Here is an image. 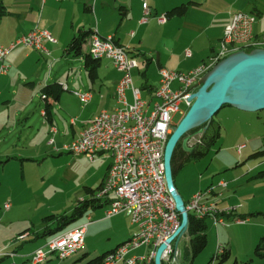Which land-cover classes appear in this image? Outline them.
Here are the masks:
<instances>
[{"label":"crops","instance_id":"1","mask_svg":"<svg viewBox=\"0 0 264 264\" xmlns=\"http://www.w3.org/2000/svg\"><path fill=\"white\" fill-rule=\"evenodd\" d=\"M227 1L228 6L220 9L215 4L208 3L209 0H0V5L4 7V12L0 15L1 46L10 47L17 39L36 27L49 30L56 39L55 42L43 40L44 50H37L24 44H16L10 49L6 57L8 72L0 75V99L7 102L10 108L13 101V113L4 114L6 108H2L0 102V133L5 130L4 125H13L14 139L17 137L28 139L33 136L46 145H51V140L54 141V145L56 140L70 143L78 137L90 119L102 111L112 112L121 106L117 99L116 87L123 72L116 68L113 61L108 58L100 59L97 75L93 79L85 68L84 55L73 56L68 53V44L83 30L91 29L95 32L94 35L101 37L114 36L115 42L133 51L132 54L138 62L142 59L146 69L141 71L139 66L137 70L132 71V73L138 71L141 75V85L136 83L134 77L133 83L141 89V98L147 101L154 98L160 83L161 69L181 68L184 72H188L216 51L215 45L220 44L235 10L243 8L247 13L255 14L257 21L254 24V33L258 36L263 35L259 32L264 23L262 8L251 0H246V3H242V0ZM188 2L192 4L185 15L168 16L165 22H160L159 18L157 20L158 16H166L172 8ZM252 4L253 9L250 8ZM145 5L150 8L148 15L144 11ZM259 17H263V22L259 21ZM147 25H156L163 30L158 38V41L162 42L161 47L150 46L148 37L146 38L142 32ZM150 35L154 37L153 33ZM155 39L157 40V37ZM91 40L92 37L88 38L83 45L84 54L90 51ZM196 40H202V48L197 51V55H194L188 45L193 46ZM181 50L184 52L177 58ZM187 50L191 52L190 56L186 55ZM156 51H160L157 60ZM145 57L149 60L148 64L143 62ZM155 60L158 66L156 85L150 81L148 70ZM52 83L62 86L59 95L56 98L52 94L43 97V87ZM84 92L91 93L88 101H82L78 96V93ZM126 96L129 103H131L129 96L132 97L133 102L134 95L130 88L126 90ZM43 111H46V115ZM38 155H41L40 150L30 157H38ZM102 155L103 153L98 156ZM26 157L29 159L28 156ZM110 163L111 158L107 163H99L82 182L85 184L83 188L87 186L97 191L103 183ZM252 178H256V175ZM200 190L202 188L195 190L188 199ZM215 195L217 194L213 196ZM84 197L85 194L82 198ZM223 203L225 204L226 201L220 202ZM107 206L105 203L103 206L90 209L96 212L94 214L87 212L86 218L73 226L88 223L86 240L93 232H96V236L101 234L107 236V241L95 249V253L99 255L123 244L137 230V226L131 220L130 211L107 217L105 213ZM14 209L13 206V211ZM42 230V224L37 229L33 225L32 230L26 234L22 243L32 241L38 245L31 249H25L22 245L19 248L24 249L25 252L22 260H32L33 253L44 245L46 239L38 236ZM147 251L148 248L142 246L131 251L130 255H141ZM88 253L76 263H83L82 260ZM183 253L180 252L182 255L180 264ZM51 260L53 257L45 262ZM122 262L124 261L116 264Z\"/></svg>","mask_w":264,"mask_h":264},{"label":"rangeland","instance_id":"2","mask_svg":"<svg viewBox=\"0 0 264 264\" xmlns=\"http://www.w3.org/2000/svg\"><path fill=\"white\" fill-rule=\"evenodd\" d=\"M251 1L264 10V0ZM208 3H213L220 9L228 6L227 0H209ZM242 3H246V0H242ZM250 8H254L253 4ZM240 11L246 12L240 8L234 13ZM262 18L259 17L260 22H263ZM161 31L163 30L156 25H147L142 29L146 38L148 37L150 46L154 48L162 46V42L158 41ZM259 32L264 34V23ZM152 33L154 37L150 35ZM201 43L202 40H196L193 46L188 45L194 55H197V51L202 48ZM215 46L219 48V45ZM159 52H155L156 60ZM182 52L184 51L181 50L178 53L177 58ZM156 60L148 69L150 81L154 85L158 80ZM139 66L141 71L146 69L142 59L139 60ZM174 70L184 72L181 68ZM132 74L136 83L141 85L142 78L138 71ZM178 86L179 83L175 82L172 87L176 89ZM129 101L132 102L131 96ZM0 102H2V108H6L4 114L13 113V101L12 108L8 107V103L2 99ZM188 109L189 106L182 102L179 105V111L172 113L173 128L182 121ZM214 120L215 126L220 127L219 138L209 146L204 156L198 159L191 158L185 163L175 177V184L187 202L188 197L195 190L200 188L204 190L218 185L221 180L226 181L228 188L221 194L212 196V200L221 207L236 206L238 209L234 215L226 219L227 222L224 225L216 226L212 218H206L208 245L192 264H208L213 258L211 264H217L216 256L221 255L224 248L231 250V256L221 264L236 262L237 264L244 262L264 264V259L255 253L257 243L264 236V179L252 178L264 169V154L251 156L255 152L264 151V109L250 112L225 106L214 116ZM4 127L5 130L0 133V258L5 257V259L0 264H34L31 259L22 260L25 252L24 249L19 248L24 245L25 249H31L38 244L32 241L22 243L23 240L17 239L18 234L33 225L36 229L39 228L42 218L46 215L70 213L77 201L85 194L83 188L85 184L82 183L84 179L99 163H107L110 158L108 154H103L101 157L97 156L95 161H91L85 155H75L64 150L65 144L69 143L58 140L55 145L52 141L53 147H51L33 136L28 139L18 137L14 139L13 125H4ZM201 137L202 134L194 132L191 133L190 139L197 142ZM241 145H244V148L239 150ZM60 146L61 148H58ZM39 150L41 155L30 157ZM223 200L226 203L220 204ZM8 201L11 202L12 208L4 210L3 206ZM100 210L104 209L100 208ZM87 212L94 214L96 210ZM85 218L84 215L73 226ZM238 218L244 220L237 221ZM106 241L105 234L96 236V232H93L87 237L84 249L71 258L59 259L53 255V260L41 264H75L79 258L89 252L83 259V262H86L99 255L95 253V249ZM188 244L189 237L184 234L179 241V251L184 252ZM220 247L221 252H219ZM181 257L182 255L179 260ZM191 260L190 255V262Z\"/></svg>","mask_w":264,"mask_h":264},{"label":"built area","instance_id":"3","mask_svg":"<svg viewBox=\"0 0 264 264\" xmlns=\"http://www.w3.org/2000/svg\"><path fill=\"white\" fill-rule=\"evenodd\" d=\"M144 8L148 15L150 8L147 5ZM159 21L165 22L166 16H160ZM256 21L255 14L242 11L234 13L225 28L219 48L201 64L188 72L161 69L160 83L150 101L141 98V89L133 83L132 71L139 67V62L130 48L116 43L111 35L92 36L100 38V59H111L116 68L123 72L116 87L121 106L112 112L102 111L90 119L78 137L63 148L74 154H84L92 161L99 154H108L111 163L95 196L107 203V217L130 211L131 220L137 226L125 246L115 248L113 254L105 257L103 264H116L120 261L126 264H154L161 244H166L162 254L163 262L176 264L179 260L181 254L175 247V240H168L181 225V213L168 189L164 166L165 146L174 130L172 113L179 111L182 102L191 106L190 95L197 90L203 74L211 65H216L221 57H228L241 50L251 51L255 49V44H262L264 48V34L258 36L254 33ZM236 38H243V45H236ZM45 39L56 41L49 30L36 27L10 47L0 45V75L8 72L6 57L12 47L24 44L44 50ZM186 55L190 56L191 52L187 50ZM175 82L179 86L173 89ZM128 88L134 95L131 103L126 96ZM78 96L82 101H88L91 93H78ZM191 140L190 146L201 144V139L197 142ZM243 148L244 145H241L239 150ZM227 187L228 182L221 180L218 185L196 192L185 202L186 211L199 219L210 217L216 226L224 225L238 207H221L212 200V196L215 193L221 194ZM11 206L8 201L3 208L9 210ZM87 227L88 223H82L48 239L33 253V262L43 263L53 255L67 259L83 250ZM25 237L26 234L17 239L24 240ZM142 246L148 248L146 253L130 255L131 251ZM221 250L220 247L219 252Z\"/></svg>","mask_w":264,"mask_h":264},{"label":"water","instance_id":"4","mask_svg":"<svg viewBox=\"0 0 264 264\" xmlns=\"http://www.w3.org/2000/svg\"><path fill=\"white\" fill-rule=\"evenodd\" d=\"M189 107L182 121L174 128L164 150L165 176L169 191L181 213V225L168 242L175 240L177 249L181 237L187 233L189 213L185 209V200L175 184L172 158L179 143L184 151L193 153L196 145L190 146V131L205 133L214 116L225 106L242 111L257 112L264 109V48L251 51H238L218 62L200 81L193 92ZM204 127H201L204 125ZM201 127V128H200ZM166 244L157 249L154 264H163L162 254ZM176 264H180L179 260Z\"/></svg>","mask_w":264,"mask_h":264},{"label":"trees","instance_id":"5","mask_svg":"<svg viewBox=\"0 0 264 264\" xmlns=\"http://www.w3.org/2000/svg\"><path fill=\"white\" fill-rule=\"evenodd\" d=\"M191 4L192 2L183 3L179 6L172 8L166 13V17L168 16L170 17L174 15H177V16L185 15ZM3 12H4V7L1 4L0 5V15ZM94 34L95 32L91 29L81 31L79 34L75 35L72 38L67 48L68 53L72 54L73 56H83L84 55L85 68L88 71L89 76L93 79L97 75V70L100 64V58L93 57L91 53V47H92V42H93L92 36ZM90 37H92L91 44H90V51L84 54L83 45L87 42L88 38ZM131 53H133V51H131ZM148 61H149L148 58L145 57V61L143 62L148 64ZM61 88L62 86L58 83H52V84L45 85L42 89V92L44 93L43 97H47L48 94H52L56 98L59 95ZM214 121L215 120L213 118L212 123L210 124L208 130L202 134L201 142L203 143L199 144L193 153H188L184 151L181 143L177 145L174 151V154H173V158H172L174 179L177 173L179 172V170L185 165L187 161H189L191 158L192 159L201 158L202 156L205 155L206 150L209 148V146L214 144L217 141V139L220 136V127H216ZM204 126L205 124L202 125L201 127H204ZM198 129L199 128H196L190 131V134L198 131ZM262 154H264V151H258L252 154L251 156H258ZM256 178L264 179V169L258 172V174L256 175ZM84 192H85V197L77 201V203L74 205L70 213L49 214V215L44 216L42 218L43 230L40 234H38V236L45 238L47 241L53 236H56L72 228L73 224L78 219L86 215L88 210L97 208L99 206H103L105 204L104 202H102L100 199H98L95 196L96 191L94 189L85 186ZM242 220L244 219L242 218ZM207 229H208V225L206 223V218L199 219V218L194 217L193 215H189L188 230L186 233L189 236V244L185 248L181 264H192L193 260L201 252H203V250L207 247L208 245ZM31 230H32V227L25 229L24 231L19 233L18 237L20 235L29 233ZM109 252L102 253L96 256L95 258H92L86 262H83V264H103L105 256ZM255 253L261 259H264V236L257 243L256 248H255ZM190 255L192 256L191 262H190ZM230 256H231V250L224 248L222 250L221 255L216 256V260H218L217 264H221L227 261L230 258ZM4 258L5 257H1L0 260ZM213 260L214 258L208 264L213 263ZM163 264H165V262H163ZM235 264H237V262ZM243 264H252V263L244 262Z\"/></svg>","mask_w":264,"mask_h":264},{"label":"bare ground","instance_id":"6","mask_svg":"<svg viewBox=\"0 0 264 264\" xmlns=\"http://www.w3.org/2000/svg\"><path fill=\"white\" fill-rule=\"evenodd\" d=\"M236 45H243V38H236ZM256 48H262V44H255V49ZM91 53L93 57L95 58H100V38L99 37H93V42H92V47H91ZM226 57H221L220 61L225 59ZM219 61V62H220ZM215 65H211L210 69L213 68ZM208 69L202 76V78L210 71ZM125 246V242L121 245H119L117 248H121ZM115 250V249H114ZM114 250L110 251L105 257L111 255L114 253Z\"/></svg>","mask_w":264,"mask_h":264},{"label":"flooded vegetation","instance_id":"7","mask_svg":"<svg viewBox=\"0 0 264 264\" xmlns=\"http://www.w3.org/2000/svg\"><path fill=\"white\" fill-rule=\"evenodd\" d=\"M201 143H203V142H201ZM196 146H198V145H196Z\"/></svg>","mask_w":264,"mask_h":264}]
</instances>
